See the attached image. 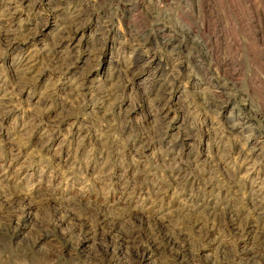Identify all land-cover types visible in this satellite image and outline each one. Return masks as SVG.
<instances>
[{
	"label": "rangeland",
	"instance_id": "rangeland-1",
	"mask_svg": "<svg viewBox=\"0 0 264 264\" xmlns=\"http://www.w3.org/2000/svg\"><path fill=\"white\" fill-rule=\"evenodd\" d=\"M262 245L264 0H0V264Z\"/></svg>",
	"mask_w": 264,
	"mask_h": 264
},
{
	"label": "bare ground",
	"instance_id": "bare-ground-1",
	"mask_svg": "<svg viewBox=\"0 0 264 264\" xmlns=\"http://www.w3.org/2000/svg\"><path fill=\"white\" fill-rule=\"evenodd\" d=\"M79 11H81V9H79V10H75L74 12H76V13H78ZM76 13L71 17V20H73V19H75L76 18ZM64 30L65 29H63L62 31L64 32ZM73 32H75V31H73ZM66 33V32H65ZM67 33H69V32H67ZM60 34H62L61 32H60ZM74 34V33H73ZM62 36V35H61ZM62 39V38H61ZM165 239H167L168 240V242L171 244V245H174V246H178L179 245V241L177 240V239H173V238H171V237H165ZM168 245V244H167ZM263 246L264 245H262V248H263ZM184 248L185 249H187V247L186 246H184ZM119 251V250H118ZM168 254H171V252L169 251L168 252ZM174 257H175V255H174Z\"/></svg>",
	"mask_w": 264,
	"mask_h": 264
}]
</instances>
